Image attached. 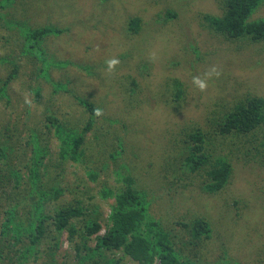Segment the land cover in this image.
<instances>
[{
  "label": "trees",
  "instance_id": "obj_1",
  "mask_svg": "<svg viewBox=\"0 0 264 264\" xmlns=\"http://www.w3.org/2000/svg\"><path fill=\"white\" fill-rule=\"evenodd\" d=\"M29 1L0 0V30H11L8 39H0L4 43L3 50H0V264H209L203 258L202 250L213 243L212 222L200 215L165 220L162 214L153 212L155 204L151 205L152 208L147 207L146 192L138 183L140 177L134 166L126 171V165L119 163L128 150L124 140H120L115 132L103 129L99 136L88 135L96 133L98 116L94 110L101 108L78 96L70 88L69 81L53 80L52 69L66 68L70 63L51 59L43 41L45 36L60 34L64 30L55 26L32 28L20 22L11 28V20L2 16V10L8 6L10 12L16 15L26 11ZM171 1L150 0L148 9L135 6L138 14L131 16L128 13L122 15L121 9H116L111 3H98L97 11L104 19L113 21L117 18L115 21L121 23L127 41H146L145 37L150 34L153 39L155 32H167L176 35L173 41L180 42L183 26L189 25L185 18L188 12L181 14L166 8ZM189 1L177 0L176 4L182 10L188 7ZM263 3L264 0H219L222 15H197L199 24L208 35L228 46L234 44L231 46L234 51L252 49L257 57L263 56L264 17L251 19ZM162 5L166 6L158 8ZM188 8L186 11L190 13ZM147 15L152 22L144 21ZM122 17L124 20L120 21ZM172 21L180 22L176 24L181 28ZM100 26H103L102 23ZM141 40L139 42L143 43ZM157 40L159 44L160 38ZM173 41L165 42L167 47L164 48L169 56L163 58L168 61L164 68H168L170 62L172 66L187 63L186 54L179 59L175 52L179 42L176 45ZM152 44L151 41L149 45ZM188 46L189 52L202 59L203 55H199L195 47ZM118 56L124 60L129 53ZM258 62L261 63V60ZM146 63L145 67L149 69L151 61ZM25 68L30 72L24 71ZM21 72L25 79L16 86L20 94L16 97L24 106L20 100L15 102L10 94L12 83L20 79ZM126 80L130 82L128 90L133 101L130 105L135 107L142 91L131 76H127ZM41 82L52 86L51 97L45 95ZM166 83L159 86L160 90H165L164 101L176 103L175 98L184 96L180 88L182 83L176 80V88L171 89ZM229 83L233 87L243 85L235 79H229ZM171 86L174 87L173 83ZM248 91L250 93L246 97L232 102L216 101L218 110L203 121L185 118L173 123L166 117L162 126L164 130L155 127L158 138L169 142L166 160L180 164L182 169L187 166L185 175L188 179L204 176L202 184L206 185L205 190L209 194H223L231 183V160L245 158L247 162L264 163V97L252 94L250 89ZM63 94L71 98L74 96L84 109L86 118L74 112L70 116H76V120L60 117L61 108L55 107L58 101L54 97L58 95L57 98L61 99ZM35 104L36 107H33ZM16 105L22 108L17 114ZM178 106L181 104L170 110L175 111ZM31 109L39 114L36 120H33ZM8 111L14 116L8 117ZM103 123L102 127L119 124L126 128L125 122L120 119L105 118ZM176 124H180V129H176ZM107 133H113L114 145L109 144ZM20 138L25 140L23 149L17 143ZM51 140L55 147L51 145ZM130 153L131 156H138H135L133 148ZM70 162L82 165L86 177H78L82 183L73 187L62 175ZM109 172L115 176L117 186L108 184ZM103 175L104 179H101ZM110 199L113 202L109 205L107 201ZM99 201L106 202L104 204L109 207L106 217L102 213L103 203ZM241 214L238 218L242 217ZM102 219L105 233L98 235L102 230ZM65 235L71 249L60 255ZM93 235L94 239H91ZM178 241L181 242L179 249L175 247ZM221 245L218 243L216 247L225 248L224 240ZM225 255H228L226 250Z\"/></svg>",
  "mask_w": 264,
  "mask_h": 264
},
{
  "label": "rangeland",
  "instance_id": "obj_2",
  "mask_svg": "<svg viewBox=\"0 0 264 264\" xmlns=\"http://www.w3.org/2000/svg\"><path fill=\"white\" fill-rule=\"evenodd\" d=\"M98 3L103 5L111 3V6L121 9L122 15L128 13L131 16L134 13L138 14L135 6L148 9L151 2L150 0H111L107 2L101 0H30L26 11L16 15L10 12L8 6L2 10V16L11 20V28L16 27L17 22H20L32 28L55 26L64 30L60 34L45 36L43 41L47 55L51 59L70 63L66 68H53V80L69 81L70 88L78 96L87 98L101 108L103 114L96 119V133L91 132L88 135L99 136L98 133L103 129L115 132L120 140H124L128 150L119 163L126 165V171L134 166L136 174L140 177L138 183L147 193V207L155 204L153 208L151 207L153 212L162 214L161 217L165 220L177 216H185L184 219H187L191 215L204 216L210 220L213 224V243L207 244V247L202 250L203 258L209 264H264V163L247 162L245 158L231 160L233 167L231 183L223 194H209L205 190L206 185L202 184L204 176L198 175V177L188 179L185 175L188 172L187 166L182 169L180 164L166 160V153L170 147L169 142L167 139L158 138L155 128L164 130L162 126L166 117L173 123H179L185 118L203 121L214 113V110H218V107H215L216 101L232 102L235 99L246 97L245 95L250 93L248 89L252 94L264 97V55L257 57L252 49L236 52L231 48L234 44L228 46L227 43L208 35V32L200 26V19L197 15L201 17L205 13L214 16L222 15V8L220 9L218 5L219 0H190L187 4L189 8L183 7L182 10L176 4L177 0L171 1L168 6L158 7L166 6L171 11L181 12V14L188 12L185 18L189 25L183 26L182 38L184 40L181 39L180 42L173 41L176 35L167 32H155L153 39L150 34L145 37L146 41L141 39L133 42L127 41L121 30V23L115 21L117 18L110 21L111 19H104L99 15ZM187 8L190 13L186 11ZM148 16L143 18L144 21L152 22L151 18H147ZM260 17H264V3L251 18ZM182 18L180 16L179 20L182 21ZM123 20L124 17L120 19V21ZM101 23L106 28L100 26ZM172 23L181 28L177 25L180 22L176 24L172 21ZM16 30L13 31L18 37ZM0 31L2 32L0 39L2 37L8 39L11 36L9 34L11 30L3 28ZM157 38H160L159 44H157ZM161 39H163L162 43ZM140 40L143 43H140ZM166 40L173 41V44L176 42V45L179 42V48L174 51L179 59H183L182 54H186L188 64L172 66L170 62L168 68L163 67L168 62L163 58L167 59L169 56L164 48L167 47ZM1 41L0 50H3L4 43L3 40ZM151 41L153 44L149 45ZM185 42L188 44L186 43L187 47L184 48ZM189 44L205 58L197 59L193 52H189ZM241 44L245 43L241 42ZM125 53H129V57L124 60L118 56ZM114 57L120 60V64L109 73L105 61ZM259 60L261 63L258 62ZM146 61H151L149 69L145 67L148 65ZM174 62L178 63L175 59ZM213 66L220 72V76L219 78L213 76L208 81L207 91L201 92L193 84V77L204 78L205 73ZM24 71L30 72L27 68ZM127 76H131L142 91L135 107L130 105L131 98L128 90L130 82L126 80ZM24 79V73L21 72L20 79L12 83L10 94L15 102L20 100L16 97L20 95L16 91V86ZM26 79L27 82L30 81L29 76ZM229 79L240 81L243 85L238 84L233 87ZM176 80L182 83L180 88L183 89L184 96L175 98L176 103L164 101L165 90H160L159 86L167 82L170 89L176 88L174 84ZM172 83L174 87L171 86ZM42 86L45 95L51 97L52 86L47 83H43ZM57 97L58 95L54 97L58 101L55 107L60 106V117L76 120V116H70V113L74 112L86 118L84 109L78 105L74 96L71 98L63 94L61 99ZM73 101L75 102L72 103ZM22 104L24 106L23 102ZM179 104L181 106H178L175 111L170 110ZM33 107H36V104ZM14 109L16 114L22 111L20 105H16ZM31 110H33V120H36L39 114L34 109ZM7 114L8 117L9 115L14 116L11 111ZM105 118L120 119L125 122L126 128L119 124L112 126L107 124L102 127ZM179 125L176 124V129ZM107 134L110 138L109 144L114 145L113 133ZM17 143L22 149L25 146V140L22 138ZM51 145L55 147L53 140H51ZM131 148L134 149L135 156L138 154L137 157L131 156ZM70 163H67L69 165L66 166V172L62 175H65V179L73 187L82 183L78 177H86L82 165ZM114 178L115 176L110 175L109 172L108 184L110 186H117ZM101 179H104V175ZM150 189L153 191L150 192ZM151 198L156 201H150ZM112 202L113 200L110 199L107 204L110 205ZM102 203H100L102 213L106 217L109 207L104 204L106 202ZM240 214L242 217L238 218ZM104 229L105 223L102 219V230ZM94 236L91 239H94ZM221 239L225 241L226 246L218 249L216 247L218 243L222 246L223 240ZM180 245V241L175 243L177 249ZM70 249L65 235L62 237L59 254L63 255ZM225 250L228 255H225Z\"/></svg>",
  "mask_w": 264,
  "mask_h": 264
},
{
  "label": "clouds",
  "instance_id": "obj_3",
  "mask_svg": "<svg viewBox=\"0 0 264 264\" xmlns=\"http://www.w3.org/2000/svg\"><path fill=\"white\" fill-rule=\"evenodd\" d=\"M107 65V71L109 73L113 72L115 68L120 64V60L118 58H111L105 61ZM215 76L216 78H219L220 72L217 70L215 66H213L211 69H209L208 72L205 73L204 78L201 77H193V84L201 91L205 92L207 91L209 87L208 81ZM26 103H30L29 101H26ZM96 116H100L103 114L102 110L97 108L94 110ZM147 195V193L145 194ZM103 231V232H102ZM105 233V229L101 230L98 235H103Z\"/></svg>",
  "mask_w": 264,
  "mask_h": 264
},
{
  "label": "flooded vegetation",
  "instance_id": "obj_4",
  "mask_svg": "<svg viewBox=\"0 0 264 264\" xmlns=\"http://www.w3.org/2000/svg\"><path fill=\"white\" fill-rule=\"evenodd\" d=\"M252 19V18H251Z\"/></svg>",
  "mask_w": 264,
  "mask_h": 264
}]
</instances>
